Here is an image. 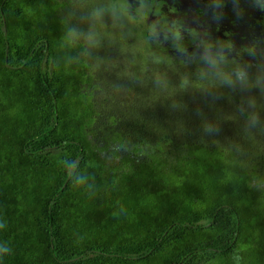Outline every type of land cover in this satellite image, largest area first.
<instances>
[{"label":"trees","instance_id":"trees-1","mask_svg":"<svg viewBox=\"0 0 264 264\" xmlns=\"http://www.w3.org/2000/svg\"><path fill=\"white\" fill-rule=\"evenodd\" d=\"M78 2L0 0V264H264L263 66L168 96Z\"/></svg>","mask_w":264,"mask_h":264},{"label":"flooded vegetation","instance_id":"flooded-vegetation-1","mask_svg":"<svg viewBox=\"0 0 264 264\" xmlns=\"http://www.w3.org/2000/svg\"><path fill=\"white\" fill-rule=\"evenodd\" d=\"M100 3L105 18L111 16L123 38H129L124 40L131 49L137 39L125 34L132 29L131 19L142 24L144 54L132 58L141 67L150 62L172 65L181 58V64L206 80L219 78V72L239 76L240 68H264V0H83L76 11L95 27L102 20L94 18ZM117 11L125 20L115 15Z\"/></svg>","mask_w":264,"mask_h":264},{"label":"rangeland","instance_id":"rangeland-1","mask_svg":"<svg viewBox=\"0 0 264 264\" xmlns=\"http://www.w3.org/2000/svg\"><path fill=\"white\" fill-rule=\"evenodd\" d=\"M83 3V0H79L78 2V5L82 4ZM70 5V4H69ZM71 7V5H70ZM72 8V7H71ZM73 10H76V8H72ZM109 12H110V15H112V7L109 8ZM115 15L120 18L121 20H125V16L117 11L115 12ZM82 19H83V23L85 24V27L83 28H76V26H73L71 25V23L69 24V27H74L76 28L77 30L75 32H71L69 34L72 35V38H77L78 36H83L84 39H89L91 42L95 40V38H91V36H95L96 33H95V29L98 28V37H103V39L107 40L108 42L114 44V38L115 36L116 37H123V30L120 29L119 27V24H114L112 22V17L110 16L109 18H105V5L103 3H100L99 4V7L96 9L95 11V15H94V18L96 19H102V21H98L99 24H96L95 27L93 25V23L91 21H88L86 20L83 16H81ZM63 24L64 25H67L66 24V18L64 19L63 21ZM142 24L139 23L138 21H134L131 19V27L132 29H130L129 31H127L125 34L127 35H134L136 39V45H135V48H133V50L136 52H138V54H140L141 56H143L144 54V50H145V47H144V42H143V39H144V36H143V30H142ZM109 26V27H108ZM126 39V41H129V38L126 37L124 38ZM84 42V40H81ZM77 42V40H76ZM79 47L81 46H77L76 48L78 49ZM119 50V48H118ZM114 54V56L112 57V62L114 63V65H112V67H110V64L107 66L108 68H106L105 71H107V74L110 75L113 74L115 77H116V83L118 84L117 86H119L121 88V85L122 84H127V82H129V80H132L133 79V82H136V79L134 78V74L131 70L129 69H126V65L124 66V64L121 63V59L120 57L113 51H108V55H111V54ZM124 60H129L130 58H128L127 55L125 54H122ZM157 57H162V55L160 54L159 56ZM97 62L100 61V58H95ZM135 59V58H134ZM145 62V61H143ZM181 58H178L177 59V62L174 64L172 63V65H167V63H164L162 64L161 66H159L161 68V72L164 74L165 76V79L162 81V82H158V84H161L163 85V91L164 92H168V96H172L174 94V90H176L177 88H179L181 86V84H185V86H189L192 84L193 81H196L198 82L199 79H203V80H206L205 78L203 77H199L198 79H195V77H197V72H193L194 75L196 76H193V73L191 72V69L188 68V66H186L185 64H181ZM152 62H150V66L148 67V71L145 73V76L146 74L149 75V73L151 74V66H152ZM97 65V63H96ZM167 66V67H165ZM102 65H100L99 68L103 69ZM95 67H93L94 69ZM124 73H126V77H121V79H124V81L122 82H118V81H121L119 80L120 79V76L124 75ZM112 76V77H114ZM106 77H109V76H106ZM138 80V79H137ZM128 85V84H127ZM124 89V88H123ZM168 90V91H167ZM131 95H134L136 94V91L132 90V89H129ZM124 95V94H123ZM120 97V95H119Z\"/></svg>","mask_w":264,"mask_h":264},{"label":"clouds","instance_id":"clouds-1","mask_svg":"<svg viewBox=\"0 0 264 264\" xmlns=\"http://www.w3.org/2000/svg\"><path fill=\"white\" fill-rule=\"evenodd\" d=\"M5 225L4 224H0V229L4 228Z\"/></svg>","mask_w":264,"mask_h":264}]
</instances>
